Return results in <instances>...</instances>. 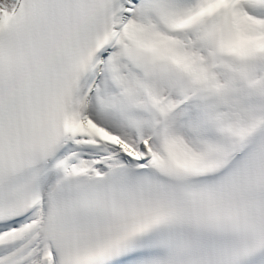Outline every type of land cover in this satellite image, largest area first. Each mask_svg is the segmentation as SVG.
<instances>
[{
    "label": "snow or ice",
    "instance_id": "1",
    "mask_svg": "<svg viewBox=\"0 0 264 264\" xmlns=\"http://www.w3.org/2000/svg\"><path fill=\"white\" fill-rule=\"evenodd\" d=\"M0 264H264V0H0Z\"/></svg>",
    "mask_w": 264,
    "mask_h": 264
}]
</instances>
